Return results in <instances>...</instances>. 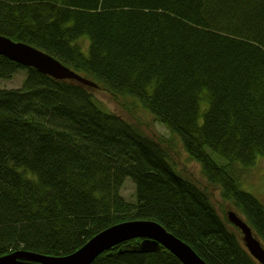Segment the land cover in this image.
I'll return each mask as SVG.
<instances>
[{
    "label": "trees",
    "instance_id": "16d2710c",
    "mask_svg": "<svg viewBox=\"0 0 264 264\" xmlns=\"http://www.w3.org/2000/svg\"><path fill=\"white\" fill-rule=\"evenodd\" d=\"M0 34L136 99L264 246V202L236 167L264 159V0H0ZM19 69L22 87L0 89V257L65 256L114 225L151 220L207 264H260L163 139L104 110L85 85L0 55V79ZM128 177L134 201L121 194ZM141 240L91 264H183L164 247L141 252Z\"/></svg>",
    "mask_w": 264,
    "mask_h": 264
},
{
    "label": "water",
    "instance_id": "95a60500",
    "mask_svg": "<svg viewBox=\"0 0 264 264\" xmlns=\"http://www.w3.org/2000/svg\"><path fill=\"white\" fill-rule=\"evenodd\" d=\"M0 55L33 67L57 80L76 81L91 88L97 83L60 63L49 53L31 48L0 34ZM228 221L242 234V240L251 255L264 264V246L253 233L250 225L235 210L227 212ZM141 238L140 251L157 252L162 247L171 251L183 264H207L185 241L151 220H135L119 223L99 233L77 251L65 256H46L26 250H17L0 257V264H91L104 251L125 240Z\"/></svg>",
    "mask_w": 264,
    "mask_h": 264
},
{
    "label": "rangeland",
    "instance_id": "374dc122",
    "mask_svg": "<svg viewBox=\"0 0 264 264\" xmlns=\"http://www.w3.org/2000/svg\"><path fill=\"white\" fill-rule=\"evenodd\" d=\"M79 43L87 53L88 40L80 39ZM26 77L27 71L19 69L11 78L0 79V88H19ZM97 85L98 87L96 88L85 86L90 89L97 103L104 110L110 111L127 122L134 124L144 134L154 139H163L162 143L168 147L177 172L182 176L191 178L196 184L207 190L220 214H225L232 210L231 204L222 200L219 189L211 185L205 178L201 166L187 155L177 136L173 135L166 126L157 121L136 99L125 95L114 96L101 84L97 83ZM242 166L240 164L236 166L239 170H243L240 172V176L245 187L242 185L241 188L258 196L264 202V159H258L256 164L249 168L244 166L242 168ZM135 190L134 181L128 177L121 190L122 196L127 201H134Z\"/></svg>",
    "mask_w": 264,
    "mask_h": 264
},
{
    "label": "bare ground",
    "instance_id": "6f19581e",
    "mask_svg": "<svg viewBox=\"0 0 264 264\" xmlns=\"http://www.w3.org/2000/svg\"><path fill=\"white\" fill-rule=\"evenodd\" d=\"M63 8L65 9V11L66 12H69V10H71L70 8H71V6H70V8H69V6H67V5H63ZM2 36H4V37H7V36H5V35H2ZM7 38H9V37H7ZM9 39H11V38H9ZM22 43H25L27 46H29V47H31V48H36L37 50H39V51H41V52H44V53H47L46 51H44V50H42V49H40V48H38V47H36V46H33V45H31V44H29V43H26V42H22ZM82 53H86L85 52V50L82 48ZM51 55V54H50ZM52 57H54L53 55H51ZM55 59H57L56 57H54ZM60 63H62L59 59H57ZM13 62H15V61H13ZM15 63H17V62H15ZM17 64H19V65H22V66H24V67H26L25 65H23V64H20V63H17ZM63 65H65L64 63H62ZM66 67H68L67 65H65ZM28 67V66H27ZM28 68H31V67H28ZM57 80V79H56ZM22 85H23V83H22ZM22 85L20 86V87H22ZM19 87V88H20ZM0 89H9V88H0ZM10 89H18V88H10Z\"/></svg>",
    "mask_w": 264,
    "mask_h": 264
}]
</instances>
